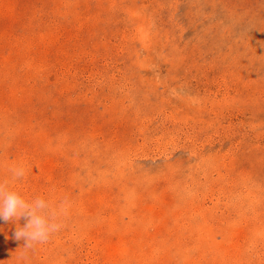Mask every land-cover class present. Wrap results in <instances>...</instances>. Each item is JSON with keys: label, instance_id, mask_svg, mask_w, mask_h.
I'll return each mask as SVG.
<instances>
[{"label": "rangeland", "instance_id": "1", "mask_svg": "<svg viewBox=\"0 0 264 264\" xmlns=\"http://www.w3.org/2000/svg\"><path fill=\"white\" fill-rule=\"evenodd\" d=\"M0 182V264H264V0H0Z\"/></svg>", "mask_w": 264, "mask_h": 264}, {"label": "clouds", "instance_id": "2", "mask_svg": "<svg viewBox=\"0 0 264 264\" xmlns=\"http://www.w3.org/2000/svg\"><path fill=\"white\" fill-rule=\"evenodd\" d=\"M10 172L14 179H22L26 174L23 166H14ZM56 215L49 201L43 197L26 200L6 182H0V220L26 219L22 226L17 224L14 233L15 239L25 241V249L47 242L52 234L60 230L62 225L57 222Z\"/></svg>", "mask_w": 264, "mask_h": 264}]
</instances>
